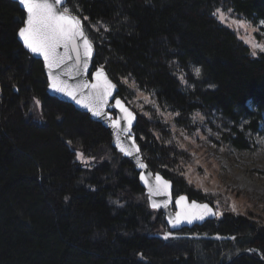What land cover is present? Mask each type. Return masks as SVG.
I'll return each instance as SVG.
<instances>
[{"label":"trees","instance_id":"obj_1","mask_svg":"<svg viewBox=\"0 0 264 264\" xmlns=\"http://www.w3.org/2000/svg\"><path fill=\"white\" fill-rule=\"evenodd\" d=\"M65 6L83 18L96 48L94 67L106 70L127 104L128 80L162 110L177 112L176 120L214 108L234 122L225 138L248 145L238 122L248 118L244 129H258L264 52L252 55L214 12L231 10L259 25L264 0H67ZM23 17L16 2L0 0V264H226L235 249L256 258L240 254L227 264H264L258 259L264 227L241 216L189 230L206 234L200 238L156 236L168 228L162 211L150 208L132 161L112 148L102 125L47 94L41 61L17 39ZM37 101L40 109L32 108ZM150 126L138 115L134 131L145 161L171 179L174 195L199 201L200 193L184 190L166 169L163 138H154ZM77 149L97 161L82 166Z\"/></svg>","mask_w":264,"mask_h":264},{"label":"rangeland","instance_id":"obj_2","mask_svg":"<svg viewBox=\"0 0 264 264\" xmlns=\"http://www.w3.org/2000/svg\"><path fill=\"white\" fill-rule=\"evenodd\" d=\"M214 14L249 47L251 54L264 52L261 50L264 46V32L259 28V25L264 26V21L260 20L259 25H254L231 10L217 9ZM197 68L198 66H192L191 70L196 74ZM126 83L131 87L129 90L133 91L128 105L136 114L150 122V131L154 138H163L162 143L168 155L165 161L166 169L170 171L173 179L180 183L184 190L191 189L200 193L199 201L204 200L212 204L215 213H220L216 215L217 220L228 214L241 216L257 227H264V110L261 112L257 131L244 129L249 123L248 118L239 120L238 128L244 130L248 145L238 148L225 138L234 122L223 117L218 110L212 108L206 113H196L191 117V121L185 117L176 120L177 112L162 110L150 94L136 89L128 80ZM37 102L32 108L40 109ZM78 153L82 154L81 159L77 158ZM75 158L85 167H90L97 161L78 149L75 150ZM172 192L176 197L174 186ZM191 228L177 231L159 229L155 234L163 241H170L172 238H200L206 235L190 232ZM218 236L213 238H224ZM239 251L240 249H235L234 254Z\"/></svg>","mask_w":264,"mask_h":264},{"label":"water","instance_id":"obj_3","mask_svg":"<svg viewBox=\"0 0 264 264\" xmlns=\"http://www.w3.org/2000/svg\"><path fill=\"white\" fill-rule=\"evenodd\" d=\"M17 3L19 8L21 9V6L18 4L17 0H12ZM67 3V0H65V5ZM23 12V21L26 19V12ZM71 15H75L80 19L82 29L85 33V35L88 37L89 42L92 45V56L88 61V68L87 71H85L81 66H79V71L77 70V67L75 65L74 59L67 61L66 65H62L60 69H53V73L55 76H58V86H63L65 83L68 86V90H71L75 93L77 99H72L70 96L65 95L64 93L56 92L54 91L50 86V82L48 80V69L44 66V62L42 57H38L34 54H32L28 49L23 47L28 53L32 55L35 59H38L41 61L43 66L44 75L46 78V92L49 96L54 97L60 101L66 102L71 104L76 110L86 113L91 120L99 123L102 125L109 133L110 136V143L113 149H115L118 153H121L124 157L130 158L133 163L135 164L136 170H139V176L138 180L140 185L144 188V191L146 194H148L149 204L152 206L153 203H156L159 205V207H155L157 209H162L163 215H164V221L168 226L169 231H177L181 230L183 228H191L194 225H201L206 221H214L217 220L216 215L210 213L204 217V219H194L192 223H188L186 219H183V216L187 214L188 212L192 213H200L203 211L202 209L198 208H192V202L195 201L197 204H208L210 208H212L213 213H215V209L213 206H211L207 202H199L197 200H188L187 196L184 194H180L176 197L173 196L172 187L173 183L165 178L161 173L159 172H153L143 161L141 156V149L140 146L136 140L135 134H134V126L137 122V114L127 105L125 101H123L121 98L114 97L118 86L117 84L110 78L106 70L101 66H93V59L95 56L96 48L94 42L89 38L87 35L85 29H84V22L81 17L78 15L71 13ZM23 26V23L22 25ZM20 26V27H21ZM18 32V31H17ZM17 39L20 42V44L23 46L22 41H20L18 35ZM61 51H63L61 49ZM82 51V50H81ZM101 69L104 73V76L100 78H94V73ZM104 77L107 78L108 81H110L112 84L115 85V88L112 89V94L107 98L106 101L103 102L102 107V114L100 116H95L93 114V109H96L102 102L97 99V96L100 95L103 92V86H104ZM87 81L90 85L91 84H97L99 83L101 85L98 89H92V88H80L79 85ZM116 99H119L121 101V104L124 109H126L128 112H131L133 114L134 119L131 122V126H129L128 119L126 118V113L121 110V108L116 107ZM79 101V103L77 102ZM114 121H118L119 127L114 125ZM127 129V131H125ZM117 137H119V145L117 144ZM121 147L124 148L125 151H121ZM137 149H139L137 151ZM131 152V155H126L125 152ZM141 164L144 165V167H141ZM141 175L144 176V179H141ZM159 175L161 177V181L156 180V176ZM167 181L170 183L171 187L170 189H163V182ZM157 184L160 185L161 189L163 190L164 194H154V192H150L149 189L157 186ZM170 193V195L168 194ZM180 196L186 197V200L181 202L180 205L176 204L177 199ZM165 203H167V206L165 207ZM153 207V206H152ZM177 213L181 214V221L178 225L175 224V220L177 217ZM247 253V251H239L233 258L235 259L236 256L239 254ZM248 254V253H247ZM249 255L253 258H256L255 256H252L250 253ZM233 261V260H232ZM227 264V263H226Z\"/></svg>","mask_w":264,"mask_h":264},{"label":"snow or ice","instance_id":"obj_4","mask_svg":"<svg viewBox=\"0 0 264 264\" xmlns=\"http://www.w3.org/2000/svg\"><path fill=\"white\" fill-rule=\"evenodd\" d=\"M18 4L21 6V10L26 12V19L22 22L23 26L19 27L17 35L22 41L23 47L28 49L32 54L42 57L44 66L48 71V80L50 82L49 86L56 92L64 93L70 96L72 99H77L75 93L68 90V86L65 83L63 86H58L57 80L58 76H55L53 69H60L62 65H66L67 61L73 60L75 65H82L83 69L87 71L88 61L92 56V45L89 42L88 37L85 35L80 19L70 14V10L65 6V0H17ZM87 19V18H85ZM61 49L63 51H61ZM82 50V51H81ZM264 51V46L261 48ZM256 53L253 52L252 55ZM196 74H200V69L197 68ZM104 76L101 69H98L94 73V78H100ZM80 88H92L98 89L101 87L99 83L89 84L87 81L79 85ZM115 85L104 77L103 92L97 96V99L102 103L93 109V114L95 116H100L102 114L103 102L107 100L112 94V89ZM79 103V101H77ZM39 103V102H37ZM116 107L121 108L122 111L126 113V118L128 119L129 126L134 119L133 114L128 112L123 108L121 101L116 99ZM115 126L119 127L118 121L113 122ZM127 131V129H125ZM69 143H71L69 141ZM117 144L119 145V137H117ZM139 149H137L138 151ZM121 151H125L121 147ZM126 155H131L132 153L125 152ZM77 158L81 159L82 154L78 153ZM141 167L144 165L141 164ZM141 179L144 176L141 175ZM156 180L161 181L159 175L156 176ZM171 185L169 182H163V189H170ZM150 192L154 194H164L160 185L157 184L155 189L150 188ZM170 195V193H168ZM67 199V197H65ZM186 197L180 196L176 204L180 205L181 202L185 201ZM153 207H159L156 203H153ZM167 206V203L164 205ZM192 208L202 209L200 213L188 212L183 216L188 223H192L194 219H204V217L210 213L214 215H219L220 213H213L212 208L208 204H197L195 201L192 202ZM235 211V207H233ZM181 221V214L177 213L175 224L178 225Z\"/></svg>","mask_w":264,"mask_h":264},{"label":"bare ground","instance_id":"obj_5","mask_svg":"<svg viewBox=\"0 0 264 264\" xmlns=\"http://www.w3.org/2000/svg\"><path fill=\"white\" fill-rule=\"evenodd\" d=\"M77 15V14H76ZM79 16V15H78ZM80 17V16H79ZM82 18V17H81ZM83 19V18H82ZM83 22H84V20H83ZM93 66H94V64H93ZM117 84V83H116ZM118 86V85H117ZM118 92H119V87H118V90H117V92H116V94H115V96L114 97H118V98H121L120 96H119V94H118ZM122 99V98H121ZM123 101H125L124 99H122ZM126 102V101H125ZM71 105V104H70ZM128 105V104H127ZM130 107V106H129ZM131 108V107H130ZM132 109V108H131ZM81 112V111H80ZM84 113V112H83ZM137 117H138V115H137ZM138 119V118H137ZM137 123V122H136ZM113 148V147H112ZM140 149H141V147H140ZM115 150V149H114ZM116 151V150H115ZM117 152V151H116ZM121 154V153H120ZM122 155V154H121ZM123 156V155H122ZM141 156H142V159H143V161L145 162V164L149 167V165L147 164V162L145 161V159H144V156H143V153H142V150H141ZM124 157V156H123ZM127 158V157H126ZM128 159H130V158H128ZM131 160V159H130ZM132 161V160H131ZM132 163H133V161H132ZM134 164V163H133ZM134 167H135V164H134ZM150 168V167H149ZM151 169V168H150ZM135 170H136V168H135ZM152 170V169H151ZM137 172H138V176H139V173H140V171L139 170H136ZM153 171V170H152ZM154 172V171H153ZM155 173V172H154ZM160 173V172H159ZM168 179V178H167ZM170 180V179H169ZM171 181V180H170ZM172 182V181H171ZM173 183V182H172ZM142 187V186H141ZM143 188V187H142ZM144 189V188H143ZM147 195V200H148V204L150 203L149 202V199H148V194H146ZM184 195H186V194H184ZM178 196V195H177ZM187 196V195H186ZM187 198H188V200H194V199H189V197L187 196ZM198 201V200H197ZM199 202H204V201H199ZM208 203V202H207ZM210 204V203H209ZM210 205H212V204H210ZM149 206H150V208H152V209H155V210H161L162 211V209H157V208H155V207H152L150 204H149ZM162 213H163V211H162ZM164 216V215H163ZM165 222V221H164ZM166 224V223H165ZM167 225V224H166ZM167 228H168V226H167ZM244 251H247V250H245V249H243ZM240 251H242V250H240ZM248 253V254H247ZM247 253H243V254H247V255H249V251H247ZM251 254V253H250ZM240 255V254H239ZM237 257V256H236ZM258 259H260V260H262V261H264V259L263 258H258ZM234 260V259H233Z\"/></svg>","mask_w":264,"mask_h":264}]
</instances>
